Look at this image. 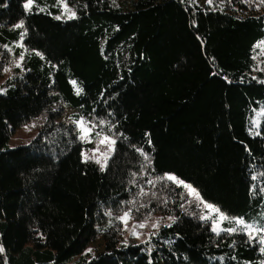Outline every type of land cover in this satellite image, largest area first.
Here are the masks:
<instances>
[{
	"label": "trees",
	"instance_id": "trees-1",
	"mask_svg": "<svg viewBox=\"0 0 264 264\" xmlns=\"http://www.w3.org/2000/svg\"><path fill=\"white\" fill-rule=\"evenodd\" d=\"M120 1L75 0L65 19L58 0H0V73L23 57L0 89L5 264H264L259 239L219 235L199 200L166 178L264 226V12L237 1ZM38 120L37 134L12 147ZM81 120L115 139L104 170L84 159ZM125 212L173 221L125 244L111 233ZM99 239L104 250L85 254Z\"/></svg>",
	"mask_w": 264,
	"mask_h": 264
},
{
	"label": "rangeland",
	"instance_id": "rangeland-1",
	"mask_svg": "<svg viewBox=\"0 0 264 264\" xmlns=\"http://www.w3.org/2000/svg\"><path fill=\"white\" fill-rule=\"evenodd\" d=\"M74 1L75 0H58V2L61 4L62 6V11L63 14L62 16L65 19H71L69 18L70 15L72 13H75L76 15V9H75V5H74ZM243 2L246 6H248L247 8L250 9L251 12H264V3L261 2V0H211V2H209V0H197V3L201 6V7H209L212 9L215 8H223L226 6H229L230 4H234L235 2ZM142 4H148L146 0H122L120 2L117 3V6L121 7V8H125V9H131L134 8L138 5H142ZM65 5H67V8H65ZM261 45L260 47H257V51H256V64L257 67L259 69H263L264 67V44H259ZM22 48L23 46L20 45ZM24 50V48H23ZM9 61V65L5 67V69H9V71H4L1 70L0 73V89H2V86L5 84V82L9 79H11L14 75H16L17 73H19L22 70V59H14L12 58ZM17 64H19L20 66L17 67ZM74 112L71 109H67L66 113H65V120H68V117L73 114ZM84 121V120H83ZM85 122V126L87 128L91 129V133L88 135L87 140H84V143L86 144V149L84 151V159L85 160H90V161H94L96 162V159H100L101 163H97L100 166H102V164L104 163V153H108V145L107 144H101L100 140L103 139L105 136L109 137L112 140H115L114 137L109 136V135H103L98 133V131L95 129H93V125L90 122ZM38 125H39V120L35 121V122H30L25 124L23 127H21L13 136L12 140H11V146H17L20 144H24L29 142L38 132ZM102 125L96 123V127L97 129H99ZM103 127V126H102ZM101 127V128H102ZM78 130L81 133V128L80 125L78 123ZM95 136V138H94ZM97 147H99V151L97 152L96 149ZM113 148H115V144L112 146ZM114 151H112L111 153H109V158L107 159V163L110 159V157L112 156ZM87 158V159H86ZM176 178V177H175ZM176 180H178L176 178ZM173 181V180H171ZM180 181V180H178ZM174 183H176L175 181H173ZM177 185L181 186L184 188V190L187 192L188 196L191 197L192 199L195 200H199V202L201 203V206L203 208V210H205L207 212V214L205 215V217L209 220H211V223L213 225V228L217 229L216 232L220 235L224 234V235H228V234H232L233 232H229L226 231V228L228 224H235V229L236 231H243L245 232L247 235L249 233V229L245 228L244 225H238L235 223V220L228 218L224 219V220H220V215H223L226 217V215H224L217 207L206 203L204 201H202L199 196H194L193 194H191L189 192V189L184 187L181 184L176 183ZM185 185H189L187 183H184ZM191 186V185H190ZM192 187V186H191ZM193 188V187H192ZM196 190V189H195ZM197 192V191H196ZM198 193V192H197ZM211 206V208H209L208 206ZM215 209H218L219 211H215ZM128 213V212H125ZM122 213L121 216L118 217V220L116 222V224L114 225V227L112 228V234L114 235H119L120 238L122 240H124L125 244H131V243H135V244H140L143 242H146L149 240V238L151 237V235L156 234L159 232V230L166 225H169L173 220L170 217H166L164 215L161 214H149L147 215L148 218H143L141 221L139 220H134L133 217L130 214V218L127 219V222L125 223L121 217H124V214ZM233 221V222H231ZM140 224H144V227H139ZM227 232V233H226ZM249 236V235H248ZM252 236L256 237V239H259L261 237H264V232H260V231H253L252 232ZM264 247V245H263ZM89 249L91 251H89ZM104 250V242L103 239H99L96 243L92 244L90 247L87 248L85 254H89V255H96L99 252H102ZM0 264H5L2 255L0 254Z\"/></svg>",
	"mask_w": 264,
	"mask_h": 264
},
{
	"label": "snow or ice",
	"instance_id": "snow-or-ice-1",
	"mask_svg": "<svg viewBox=\"0 0 264 264\" xmlns=\"http://www.w3.org/2000/svg\"><path fill=\"white\" fill-rule=\"evenodd\" d=\"M209 2H211V0H209ZM261 2L264 3V0H261ZM31 6H32V0H29L28 4H26L25 7L30 8ZM65 8H67V5H65ZM74 17H75V13H72L69 18H74ZM59 18L60 17H57V19H59ZM22 26H23L22 24L21 25H17V27H22ZM260 46L261 45H257V47H260ZM21 59H23L22 56H21ZM19 66L20 65L17 64V67H19ZM4 71H9V69H4ZM73 83H75V82H73ZM81 91H82L81 89L77 88V94H80ZM78 123L80 125L81 133H82V135H81L80 138L81 139H84V140H87L88 135L91 133V129L90 128H87L85 126V122L83 120L79 121ZM100 143L101 144H107L108 145V153H104L103 154L104 155V163L102 164L101 170H104V168H106V166H107V159L109 158V153H111L112 151H114V148L112 146L115 144V140H112L109 137L105 136L103 139L100 140ZM96 151L97 152L99 151V147H97ZM96 163H101L100 159H96ZM166 178L169 179V180H173L176 183L181 184L184 187L188 188L189 189V192L191 194H193L194 196H197V197L199 196V194L196 192V190L194 188H192L190 185H185L183 181L176 180V178L174 176H168ZM149 183H151V181H149ZM208 207L211 208L210 205ZM215 211L218 212L219 210L218 209H215ZM129 218H130V213H125L124 214V217H121V219L125 223L127 222V219H129ZM219 218H220V220L227 219V217H225L223 215H220ZM235 223L238 224V225H244L245 228L249 229L250 231H249L248 235H249V237L251 239H255L256 238V237L252 236V232L253 231H257V229H255L253 225H251V224H245V221L243 219H236L235 220ZM144 226H145L144 224H140L139 225V227H144ZM213 230L216 231L217 229L214 228ZM226 231L234 232V231H236V229L235 228H231V229H226ZM258 231L264 232V226H262ZM259 243L261 245H264V237H261L260 238ZM2 251H3V248L0 247V252H2ZM89 251H91V250L89 249ZM261 251H264V247L261 248Z\"/></svg>",
	"mask_w": 264,
	"mask_h": 264
}]
</instances>
